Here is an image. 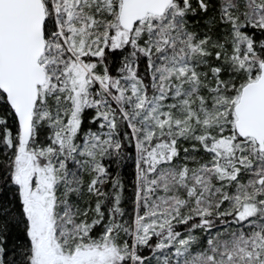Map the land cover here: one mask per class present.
Here are the masks:
<instances>
[{
  "label": "snow or ice",
  "instance_id": "6c2138e0",
  "mask_svg": "<svg viewBox=\"0 0 264 264\" xmlns=\"http://www.w3.org/2000/svg\"><path fill=\"white\" fill-rule=\"evenodd\" d=\"M0 264H264V0H0Z\"/></svg>",
  "mask_w": 264,
  "mask_h": 264
}]
</instances>
